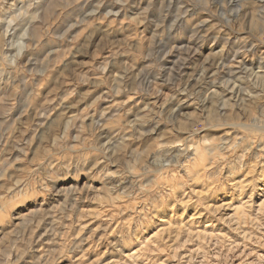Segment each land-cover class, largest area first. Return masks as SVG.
<instances>
[{
  "label": "rangeland",
  "instance_id": "374dc122",
  "mask_svg": "<svg viewBox=\"0 0 264 264\" xmlns=\"http://www.w3.org/2000/svg\"><path fill=\"white\" fill-rule=\"evenodd\" d=\"M263 1L0 0V264H264Z\"/></svg>",
  "mask_w": 264,
  "mask_h": 264
},
{
  "label": "bare ground",
  "instance_id": "6f19581e",
  "mask_svg": "<svg viewBox=\"0 0 264 264\" xmlns=\"http://www.w3.org/2000/svg\"><path fill=\"white\" fill-rule=\"evenodd\" d=\"M215 1H216V0H215ZM231 1H232V0H231ZM256 1H257V0H256ZM262 1H263V0H262ZM263 2H264V1H263ZM262 4H263V3H262ZM259 5H260V4H259ZM222 8H223V7H222ZM261 8H262V7H261ZM239 11H240V10H239ZM231 12H232V11H231ZM42 17H43V16H42ZM202 21H203V20H202ZM200 22H201V21H200ZM200 22H199V23H200ZM11 23H12V22H11ZM199 23H198V24H199ZM10 27H11V25H10ZM15 27H16V26H15ZM24 28H25V27H24ZM32 33H34V32H32ZM35 33H36V32H35ZM35 33H34V34H35ZM27 35H28V33H27ZM36 35H37V34H36ZM21 37H22V36H21ZM34 37H35V36H34ZM34 37H33V38H34ZM155 39H156V38H155ZM236 39H237V38H236ZM189 40H190V39H189ZM228 40H230V39H228ZM20 41H21V40H20ZM192 41H193V40H192ZM21 42H22V41H21ZM18 43H19V42H18ZM23 43H24V42H23ZM234 43H235V41H234ZM248 43H249V42H248ZM230 44H231V42H230ZM246 44H247V43H246ZM241 45H242V44H241ZM224 46H225V45H224ZM235 46H236V45H235ZM243 47H244V45H243ZM224 48H225V47H224ZM220 50H221V49H220ZM189 51H190V50H189ZM222 51H223V50H222ZM240 51H241V50H240ZM220 52H221V51H220ZM2 53H3V52H2ZM192 53H193V52H192ZM2 55H3V54H2ZM221 57H222V56H221ZM215 58H216V57H215ZM235 58H236V57H235ZM240 58L243 59L242 57H240ZM240 58H239V59H240ZM216 59H217V58H216ZM258 59H259V58H258ZM262 59H263V58H262ZM176 60H178V59H176ZM225 60H226V59H225ZM179 61H182V60H179ZM231 61H232V60H230V62H231ZM215 62H216V61H215ZM232 62H233V61H232ZM235 62H236V61H235ZM238 62H239V61H238ZM212 63H213V60H212ZM217 63H219V61H217ZM217 63H216V64H217ZM242 63H243V62H242ZM222 64H224V63H222ZM236 64H237V63H236ZM262 64H263V63H262ZM207 65H208V64H207ZM239 65H240V64H239ZM239 65L237 64V66L235 67V72H237V73H240L241 70H242V69H241L242 67H240ZM210 66H211V65H210ZM216 66H217V65H216ZM221 66H222V65H221ZM230 66H231V65H230ZM257 66H258V65H257ZM170 67H171V66H170ZM180 67H181V66H180ZM221 68H223V67H221ZM169 70H170V68H169ZM202 70H203V69H202ZM214 71H215V70H214ZM218 71H219V70H218ZM225 71H226V68H225ZM207 72H208V71H207ZM222 72H223V71H222ZM251 72H252V71H251ZM182 73H183V72H182ZM195 73H196V72H195ZM195 73H194V74H195ZM203 73H204V72H203ZM220 73H221V72H220ZM220 73H219V74H220ZM224 73H225V72H224ZM185 74H186V73H185ZM204 76H205V73L202 74V77H204ZM224 76H225V75H224ZM260 76H261V75H260ZM200 77H201V76H200ZM206 77H207V79L210 78V80H211V78H214V74H213V72L210 73V74H207V73H206ZM220 77H221V76H220ZM232 79H233V78H232ZM216 80L218 81L219 78H217V79H212V81H216ZM207 81H208V80H207ZM217 81H216V82H217ZM225 81H226V80H225ZM225 81H222V82H221L222 84L220 83V84L223 86L222 88H224V87L226 86V84L224 83ZM179 82H180V81H179ZM179 82H178V83H179ZM203 82H205V81H203ZM203 82H202V83H203ZM218 83H219V81H218ZM182 84H183V83H182ZM204 84H205V83H204ZM211 84H213V83H211ZM223 84H225V85H223ZM201 85H202V84H201ZM263 85H264V84H263ZM213 86H214V85H213ZM216 86H217V85H216ZM254 86H255V85H254ZM194 87H195V86H194ZM239 88L241 89L242 86L239 85ZM224 89H226V88H224ZM226 90H227V89H226ZM201 91H202V90H201ZM222 92H223V91H222ZM232 92H233V91H232ZM211 93L214 94V93H216V91L213 90ZM217 93H218V92H217ZM240 93H241V92H240ZM189 95H190V94H189ZM220 95H221V94H220ZM220 95L217 96L219 99L222 98V97L220 98ZM208 96H209V94H208ZM225 96H226V95H225ZM212 97H213V96H212ZM209 98H210V97H209ZM209 98H208V99H209ZM227 98H228V97H227ZM222 99H223V98H222ZM210 100H211V99H210ZM206 101H208V100H206ZM180 102H181V101H180ZM204 102H205V101H204ZM204 102H203V103H204ZM238 102H239V101H238ZM205 103H207V102H205ZM208 103H209V102H208ZM201 104H202V103H201ZM217 104H218V103H217ZM221 104H222V103H221ZM214 105H215V103H214ZM222 105H223V104H222ZM224 105H225V104H224ZM215 106H216V105H215ZM145 107H146V106H145ZM203 107H204V106H203ZM207 107H208V106H207ZM208 109H209V108H208ZM220 109H223V107L220 108ZM217 112H218V111H217ZM207 117H208V116H207ZM67 123H68V122H67ZM121 139H122V138H121ZM141 139H142V138H141ZM112 142H113V141H112ZM224 142H225V141H224ZM223 145H224V144H223ZM223 148H224V147H223ZM196 151H197V150H196ZM249 152H250V151H249ZM158 153H159V152H158ZM161 153H162V152H161ZM237 163H238V162H237Z\"/></svg>",
  "mask_w": 264,
  "mask_h": 264
}]
</instances>
